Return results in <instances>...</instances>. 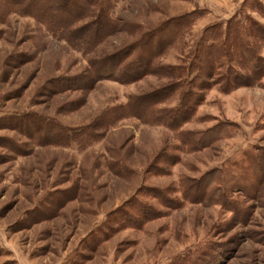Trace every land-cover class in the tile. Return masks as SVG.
I'll list each match as a JSON object with an SVG mask.
<instances>
[{"label": "rangeland", "instance_id": "rangeland-1", "mask_svg": "<svg viewBox=\"0 0 264 264\" xmlns=\"http://www.w3.org/2000/svg\"><path fill=\"white\" fill-rule=\"evenodd\" d=\"M74 1L51 3L56 22ZM86 10L78 38L105 35L86 57L35 18L0 19V264H264V0H92ZM243 18L259 27L257 60L235 62L232 81L203 72L178 117L190 122L172 130L177 73L201 34ZM65 132L88 141L56 146ZM199 134L210 141L193 150ZM242 159L226 201L213 196L210 174L226 178Z\"/></svg>", "mask_w": 264, "mask_h": 264}, {"label": "trees", "instance_id": "trees-1", "mask_svg": "<svg viewBox=\"0 0 264 264\" xmlns=\"http://www.w3.org/2000/svg\"><path fill=\"white\" fill-rule=\"evenodd\" d=\"M53 1L54 0H0V19H3L4 21L5 15L11 13H15L20 17L35 18L36 20H39L44 24V26L51 33L50 35L55 40L63 41L69 48L81 53L84 57L93 55L95 49L98 47L99 41L105 35L103 33L102 35L94 34L93 32L91 35L92 39L85 41L81 38H78V35H80L79 33L82 31L83 28L81 29L75 27V24L79 19H75L76 17H78L76 16L78 14V10L79 14H81L82 12L84 14L86 12V14H84L85 17H89L90 12H88L89 10L87 11L86 8L89 1L92 0H82L84 2V4L82 5L83 7H81V4H79L80 2L77 0L78 5H75L74 9L64 12V14H61L62 18H64L63 22H56L54 20L55 17L53 14V4L51 5ZM74 3H76V0L74 1ZM38 7L50 11L40 13L37 11V9H39ZM93 8L97 16V14L101 12V7L95 4ZM42 14L45 17H43ZM99 19L103 26H106V29L103 30L104 33L111 32L116 26L115 22L108 17H104L103 15H101ZM246 19L243 18V21L232 19L225 25L223 31L222 29H219L220 26H212V29L208 28L201 34L199 40L196 43L195 55L192 62H190L187 67H182L181 70H179V73H177L179 75L177 78L183 77L185 81H182V83L178 84L175 88H173V93L175 91H178L179 93L178 99L180 101V105L178 109H172L170 111H167L166 113H169L168 116H170L172 122H179L174 123L176 125L172 127L170 126L169 128H171L172 130H176L180 125L190 122L189 118L182 121V119L179 120L178 117L182 116V111L188 109L187 112H189L190 104H192V102L194 103L196 98H199L196 92H191L190 88L198 87L197 85L201 81L200 75L203 74V72L204 74L205 72H207V74L210 73L211 76H222V80H224L225 82H227L226 79L228 78H230V80L232 81L233 79H235V76H238L233 68L235 62H241V60L243 59H249L252 61L257 60V57L254 55L253 49L251 47L249 38L250 31L256 32L259 27L256 22H254L248 28ZM70 20L73 22H70ZM98 33H100V31ZM148 37L149 36L146 35L143 40H146V38ZM174 37L170 38V40H172ZM233 47H235L234 51H232ZM88 53H90V55H88ZM251 65L249 64L248 69L250 70V72L253 73V75L257 74L256 72H254V64L252 63ZM143 73L144 71L142 72V74ZM262 73L263 72H260L261 75H263ZM261 75H257L258 77L255 80L256 85L259 84ZM226 85L227 86L225 88H229L228 84ZM211 86L214 85L212 84L208 88H210ZM186 88H189V90H187ZM154 107L155 105H152L151 108L152 110L154 109V111H156V108ZM193 114L194 109L191 111V116ZM160 124L163 125L162 122H160ZM82 134L87 140V134L85 135V132H83ZM85 139L81 140L78 136L66 137L65 132L62 138L59 137L57 140H53L52 142H56V146H58L59 143V146L71 148L72 144H77L79 146L81 141L82 143L85 142ZM208 141H210V137L207 134H199L197 138H192L190 140V143L192 145L193 150H199L202 145ZM242 155L244 156V158H248L247 160L250 159L251 163L257 161L259 157L257 154L254 155L253 152H243ZM244 162L245 160L243 161L242 159L239 160V163L231 165L228 168V176L226 178H223V176L220 177V170H214V172L210 174L212 175L210 177V181L214 180L212 185L216 187L213 196L217 194L220 195L219 197H221L222 200H225V197L232 192L231 188H234V182H236V177L239 173H242L241 166L244 165ZM257 169L258 166H255V170ZM206 178L204 180L203 186L207 189L212 185L205 182ZM224 180H226V186L221 187L219 184ZM198 198H200V196H198ZM208 198L209 197L206 198L205 202H208L210 205L214 204L213 198Z\"/></svg>", "mask_w": 264, "mask_h": 264}]
</instances>
